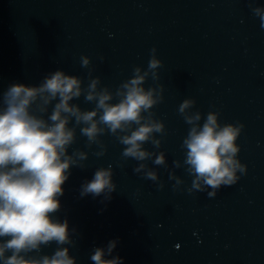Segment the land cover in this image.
<instances>
[{
    "label": "water",
    "instance_id": "water-1",
    "mask_svg": "<svg viewBox=\"0 0 264 264\" xmlns=\"http://www.w3.org/2000/svg\"><path fill=\"white\" fill-rule=\"evenodd\" d=\"M257 6L264 0H0V107L10 84L37 85L58 68L80 77L82 88L99 77L98 87L115 92L134 67L147 68L153 47L162 61L158 79L144 82L146 89L162 86L163 99L151 111L165 131L154 133L159 148L143 145L153 152L143 163L158 181L133 171L140 162L122 157L124 145L114 135L99 136L105 151L97 156L100 145L88 146L75 128L68 152L79 149L87 158L83 168L70 167L55 213L67 220L74 243L64 246L75 264H93L94 248L106 249L110 240L116 246L105 258L122 257V264H264V28L252 11ZM82 54L88 67L81 66ZM185 98L194 100L189 111L201 113L200 124L216 111L221 125H243L236 143L246 171L211 197L210 188L187 190L192 176L181 144L190 126L178 113ZM70 103L95 106L83 93ZM161 151L166 168L153 163ZM108 166L116 185L111 199L81 196V184ZM170 172L183 181L176 190Z\"/></svg>",
    "mask_w": 264,
    "mask_h": 264
},
{
    "label": "clouds",
    "instance_id": "clouds-1",
    "mask_svg": "<svg viewBox=\"0 0 264 264\" xmlns=\"http://www.w3.org/2000/svg\"><path fill=\"white\" fill-rule=\"evenodd\" d=\"M264 28V7L252 9ZM147 68H133V75L122 81L115 92L107 86L98 87L99 77H92L82 88L80 77L67 74L62 69L47 73L37 85L12 83L3 92V107H0V264H75V257L69 254L73 244L67 220L55 217L60 210L59 197L62 185L70 175V167L83 168L87 153L68 148L75 141V128L80 126L81 135L87 138V145H100L95 155L104 154L99 136L105 131L114 135L124 145L122 157L132 158L138 163L133 171L144 178L158 181L157 172L147 168L143 161L153 158V152L143 147L150 142L159 148L161 141L154 133L163 134L164 124L154 119L151 109L162 101V86L144 87L149 75L158 79L157 69L162 61L155 55L153 47ZM82 67H88L90 58L81 55ZM89 75L91 72L89 71ZM82 93L94 107L82 110L76 103ZM116 97V102H112ZM55 101L50 114L44 118L48 106ZM194 100L185 98L178 106V113L190 126L184 136L181 148L185 150L183 165L192 176L188 192L205 191L214 196L222 186L235 184L237 172L243 174L246 165L237 158L239 145L236 139L243 125L218 122V112L209 111L200 124L201 113L190 112ZM35 106V107H34ZM39 113V114H38ZM74 118L73 126L69 122ZM135 125V127H134ZM155 165L167 167L164 152L155 155ZM175 167H181L174 160ZM174 179L173 189L183 181L169 173ZM163 187V182L158 184ZM116 185L112 180V168L98 167L90 180L81 184L80 195L91 194L111 199ZM74 232V229L72 230ZM55 242L57 247L51 254L38 258L28 255L39 252L42 245ZM116 246L110 240L107 248L95 247L90 255L93 264H122V257L106 259ZM10 253V255H6Z\"/></svg>",
    "mask_w": 264,
    "mask_h": 264
}]
</instances>
